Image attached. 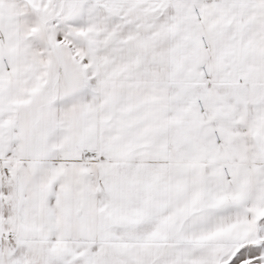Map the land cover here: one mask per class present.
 <instances>
[{
  "label": "snow or ice",
  "instance_id": "obj_1",
  "mask_svg": "<svg viewBox=\"0 0 264 264\" xmlns=\"http://www.w3.org/2000/svg\"><path fill=\"white\" fill-rule=\"evenodd\" d=\"M0 264H264V0H0Z\"/></svg>",
  "mask_w": 264,
  "mask_h": 264
}]
</instances>
